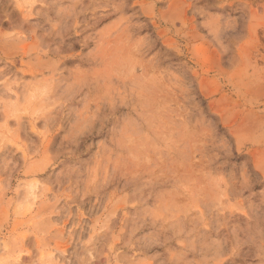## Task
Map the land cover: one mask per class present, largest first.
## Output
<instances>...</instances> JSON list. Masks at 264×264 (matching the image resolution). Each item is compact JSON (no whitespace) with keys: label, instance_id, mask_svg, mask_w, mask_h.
Returning a JSON list of instances; mask_svg holds the SVG:
<instances>
[{"label":"rangeland","instance_id":"obj_1","mask_svg":"<svg viewBox=\"0 0 264 264\" xmlns=\"http://www.w3.org/2000/svg\"><path fill=\"white\" fill-rule=\"evenodd\" d=\"M0 264H264V0H0Z\"/></svg>","mask_w":264,"mask_h":264}]
</instances>
